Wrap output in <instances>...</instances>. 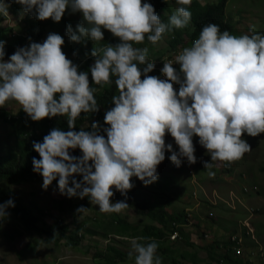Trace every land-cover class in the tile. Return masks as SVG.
Returning <instances> with one entry per match:
<instances>
[{"label":"clouds","instance_id":"clouds-1","mask_svg":"<svg viewBox=\"0 0 264 264\" xmlns=\"http://www.w3.org/2000/svg\"><path fill=\"white\" fill-rule=\"evenodd\" d=\"M15 2L23 6L25 13L35 9L40 21L51 18L60 22L69 6L73 12H81L88 27L77 26L80 35L70 36L74 42L81 37L101 42V28L122 41L115 47H95L92 51L96 60L91 76L99 88L91 87L88 74L78 73L66 58L61 50L64 40L58 34H49L42 44L31 43L18 49L8 62L3 60L4 43L0 42V107L14 101L33 121L67 116L69 129L74 128L81 113L99 110L95 94L113 83L111 77H116L119 93L112 97L115 107L105 114V124L109 125L105 129L107 139L98 134L99 125L93 123L92 132L53 129L43 143H33L40 156L39 160L33 157L34 171L42 175L45 190L58 178L61 195L89 197L100 212L120 213L129 206L124 201L110 203L112 189L126 195L133 188V177L145 186L156 182L157 166L164 161L165 150L172 153L169 159L174 170L185 169L192 175L187 165L181 166L179 157L187 158L190 164L199 162V147L193 146L195 138L207 150L211 162L231 164L251 151L241 138L244 133L251 137L264 133V35L254 28L250 35L235 36L226 30L221 32L214 23L208 24L192 46L183 48L177 56L147 58L148 48L134 45L143 44L145 38L155 45L165 33L186 28L191 22L192 0H176L178 7L167 24L160 21L151 4H142L141 0ZM7 9L8 5L0 2V15L7 16ZM68 31H72L70 26ZM146 62L147 66L140 71L138 64ZM149 72L155 76H148ZM173 83L178 85V95ZM166 133L175 140L179 153L173 151L172 145L166 146ZM77 148L83 154L81 158L69 154V149ZM200 162L202 169L213 167L205 157ZM213 174L209 171V175ZM76 175L83 180L77 182ZM209 204L217 205L211 201ZM9 207H14L11 199L0 204V219L8 215ZM87 210L81 207L77 211ZM182 214L183 221L173 223L178 234L174 241L181 239L177 229L183 231L194 222L190 213ZM243 227L244 231L225 238L234 244L231 250L216 241L206 246L216 242V252L229 253L240 264L250 263L244 250L245 239L255 244L248 251L256 249L259 243L253 228L247 223ZM174 232L168 236L170 241ZM232 237L235 241H231ZM144 239H132L129 258L134 255L135 264H162L156 241L141 243ZM262 250L257 248L259 259ZM260 262L264 264L261 259ZM212 264L224 263L220 259Z\"/></svg>","mask_w":264,"mask_h":264},{"label":"rangeland","instance_id":"rangeland-1","mask_svg":"<svg viewBox=\"0 0 264 264\" xmlns=\"http://www.w3.org/2000/svg\"><path fill=\"white\" fill-rule=\"evenodd\" d=\"M214 1V0H208ZM8 5V15H0V30L8 28L10 32L5 34L6 40L4 50L13 36L25 34L28 26L27 21H36L42 30V37L39 40H29L23 46L17 48H27L31 43L46 41L49 34H58L63 40L62 52L66 58L73 60L75 52L71 50L78 42L70 39V36L77 31L78 25L88 27L81 12H73L71 7H67L60 22H54L51 18L40 21L36 18L35 9L32 13H25L23 6L15 0H0ZM170 12L160 14L159 19L167 24L169 17L175 13L177 3H169ZM226 18L233 25L232 35L240 36L251 34L250 29L264 35V0H228L225 9ZM71 27V33L68 31ZM189 27V25L187 26ZM186 34L185 28L181 29ZM103 40L94 42L90 38L81 37L82 50L86 59H90L94 65L96 57L92 56L95 47L112 46L109 44L111 32L101 28ZM172 38V33L164 35L157 44L153 45L145 42L135 47H147V58H160L168 55H178L183 48L191 47L192 44L185 38V43L177 48H171L168 39ZM172 53V54H171ZM102 55V54H101ZM84 57V58H85ZM10 59V58H9ZM9 59L4 60L8 62ZM83 58L79 60L81 63ZM77 68L78 73L85 71L82 66ZM82 64V63H81ZM145 78L141 72V80ZM95 87V86H93ZM105 87V86H104ZM98 88V87H96ZM101 89L97 92H100ZM119 93V92H118ZM118 93L116 96H118ZM59 94H56L57 96ZM57 99V98H55ZM113 101L106 112L114 108ZM21 106L14 101H9L6 106L0 107V156L14 149L17 123L6 122L3 115L15 116ZM103 118L105 119V114ZM102 122L99 123V126ZM85 127V126H84ZM250 145V150L239 161L231 164L215 161L211 162V156L207 150L199 143L198 138L193 140V146L199 147L196 151L199 162L190 164L185 157L181 159V166L187 165L192 170L189 175L188 170L176 171L173 163L169 159L171 152L165 150V159L157 166L158 179L156 182L145 186L138 178H131L133 188L129 191L133 198H143L149 204L155 205L159 211H164L168 215H176L182 212L190 213V226L183 229L184 235L190 245L185 242V238L178 241L165 240L164 245L184 254L185 258L176 257V263L172 264H212L208 257L207 244L212 241L224 243L227 235L237 234L244 231V223L253 228V235L258 241V249L264 248V133L256 137L248 136L244 133L241 137ZM165 144L172 145L173 151L179 153L175 140L169 133L165 135ZM208 163H212L211 169H202L203 158ZM91 164V161L89 162ZM94 171V169H93ZM209 171L214 173L209 175ZM8 193L12 194L16 205L30 208L35 213L40 209L44 211V218L38 224L39 227L50 225L54 220H60L68 228V234L73 231L81 236V242L77 247H71L66 241L58 244H47L42 237L36 234L28 235L22 223L15 213L7 209L8 215L0 219V264H109L104 262L108 256L114 257L116 251L129 255L131 251V241L134 238H125L114 235L107 230L113 215L124 219L138 230H143L145 226H154L162 229V226L148 216L135 213L132 209H125L120 213H103L99 211V206L91 203L89 197L80 199L78 196L69 198L61 195L58 184H51L47 190L43 188V180L28 182L23 185H5ZM232 191L234 197H229L228 192ZM217 205L212 206L209 202ZM110 203H116L110 200ZM0 204H2L0 202ZM88 209L79 213V208ZM167 225H170L168 221ZM208 235V238H205ZM144 243L143 241H140ZM245 239V253L247 251L248 264H262L257 255L255 245ZM187 253L188 255H186ZM222 254V251L216 252ZM215 253V255H217ZM157 254L162 259V264H171L170 258L157 250ZM194 254V256H190ZM95 255V256H94ZM94 256V257H93ZM243 257H246L245 255ZM116 264H135V257L129 256L114 257ZM245 260V258H240ZM104 262V263H103ZM242 264V263H241Z\"/></svg>","mask_w":264,"mask_h":264},{"label":"trees","instance_id":"trees-1","mask_svg":"<svg viewBox=\"0 0 264 264\" xmlns=\"http://www.w3.org/2000/svg\"><path fill=\"white\" fill-rule=\"evenodd\" d=\"M141 2L142 4H151L154 8L155 14L159 17L160 14L169 12V2L176 3V0H141ZM227 3L228 0H214L210 2L208 0H192V4L189 8L192 13V17L189 27L185 28L186 34H184L181 29H173L171 31L173 34L172 38L168 39L171 48L174 49L177 48V46L184 44V37H186L187 40L189 39V43L191 44L199 38L203 27L212 23L218 25L221 32L226 30L232 34L234 30L233 25L225 15ZM27 23L28 26L25 30V34L13 36L8 43L4 50L5 55L3 60L9 59L11 55L17 51V48L23 46L27 41L39 40L42 37V30L37 29L39 24L36 21H27ZM7 32H10V29L5 28L0 30V40H6L5 34ZM168 33H165L164 35ZM145 42H148L147 38H145ZM82 43L83 41L81 40L74 45V47H71V50L75 52V56L74 59L70 61L74 66L79 68V60L83 58V62L81 61L82 64L80 63V66H82V69L88 74L90 86L99 88V86L95 85L92 79L91 67L93 65L90 59H86L87 57H85V53L82 50ZM120 43H122V41L118 37L111 34L109 44H111L112 47H115ZM146 66L147 62L143 65L138 64L140 71H143ZM147 75L155 76L154 73L151 72L147 73ZM111 79L113 81L111 85H106L100 92L95 94L99 110L97 112L81 113L79 118L75 121V127L72 129H69L67 116L44 118L43 120L37 122L31 120V118L22 109L19 110L15 116L7 114L3 115L6 122L17 123L18 127L16 128L15 146L13 151L9 150L4 155L0 156V202L4 204L11 199L14 202V207H9V209L12 210L18 217L25 232L28 235L36 234L39 237H42L47 244H58L60 241H66L69 246L77 247L81 242V236L77 233V231H73L68 234L67 226L60 220H54V222L50 225L39 227L38 224L44 218V211L39 209L35 213L30 208L16 205L13 195L8 193L4 186L23 185L28 182L43 180L42 175L34 171L33 157L39 160L40 156L34 150L33 143H43L44 137L50 134L53 129H59L63 132H68L70 130L75 132H79L81 130L92 132V124L97 123L99 125V123L102 122L97 132L99 135H103L104 138L107 139L105 129L108 128L109 125L105 124L103 115L106 110H108L110 103L112 102V97L116 96L119 92L117 86L115 85L116 77H111ZM54 98H57L56 100L58 101L59 95L54 96ZM69 154L76 158H81L83 155L79 148L69 149ZM74 178L77 182H81L83 180V177L80 175H76ZM53 184H58V178L53 181ZM69 186H72L71 178ZM112 191L114 192V195L110 200L115 202H126L129 209H132L137 214L148 216L150 219L155 220L162 226V229L154 226H145L143 230H138L135 226L130 225L124 219L113 215L109 226L107 227L109 232L125 238L144 237V243L150 242L154 239L158 244V250L170 258L171 264L174 262L176 263V257L181 256L182 258H185L184 254H179V252L172 249V247L165 246L163 242L168 240V236L175 231L173 223H180L183 221L182 218H184V214L180 213L176 215H168L164 211H159L155 205L149 204L143 198H133L129 191L126 195H122L120 192L116 191L115 188H113ZM168 221H170V225H167ZM177 231L179 232L181 240L184 237L185 242L190 245L188 239L184 235V232L181 229H177ZM223 245L228 250H231L230 248L234 244L227 240L224 241ZM217 246L218 243L214 242L209 245L207 249L208 257L211 261H219L222 259L224 264H240V261L234 260L229 253L221 255L216 253L215 247ZM112 250L115 252L114 257L117 256L121 258L123 255L127 257L129 256L128 254H122L115 249ZM215 253L217 255H215ZM185 254L188 255L187 253ZM190 256L193 257L194 254H190ZM114 257L108 256L104 262L116 264L117 262L114 261Z\"/></svg>","mask_w":264,"mask_h":264},{"label":"built area","instance_id":"built-area-1","mask_svg":"<svg viewBox=\"0 0 264 264\" xmlns=\"http://www.w3.org/2000/svg\"><path fill=\"white\" fill-rule=\"evenodd\" d=\"M173 88H174V91H176V93H177V95H178V93H179V88H178V85H177L176 83H173ZM177 237H178L177 232H174V233L170 236V239H171V240H174V239H176ZM231 241H235V237H232V238H231ZM236 253H237V254L240 253V249H239V248L236 249ZM259 256H260L261 261H263V263H264V251H263V250L260 251Z\"/></svg>","mask_w":264,"mask_h":264},{"label":"crops","instance_id":"crops-1","mask_svg":"<svg viewBox=\"0 0 264 264\" xmlns=\"http://www.w3.org/2000/svg\"><path fill=\"white\" fill-rule=\"evenodd\" d=\"M228 196H229V197H234L237 201H239V199L237 198L238 196H237V197L234 196V193H233L232 191H229V192H228Z\"/></svg>","mask_w":264,"mask_h":264}]
</instances>
